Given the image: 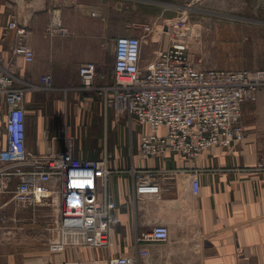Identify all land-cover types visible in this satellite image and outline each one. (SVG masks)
<instances>
[{"label":"crops","instance_id":"1","mask_svg":"<svg viewBox=\"0 0 264 264\" xmlns=\"http://www.w3.org/2000/svg\"><path fill=\"white\" fill-rule=\"evenodd\" d=\"M208 8L201 4L194 17H231L209 13ZM54 11L61 14L68 30L65 36L49 31ZM13 15L29 31L27 44L35 53L31 64L13 53L15 32L5 30ZM105 17H122L121 8L111 10L105 0H0V64L15 76L16 87L26 91L27 151L35 155L61 152L71 140L76 157L96 158L105 150L113 154L117 172L110 180L114 246L103 255L129 256L146 249L150 257L142 264H264V88L256 102L242 107L245 138L240 143L213 147L196 159L170 155L145 160L139 156L137 136L134 150L125 148L123 154L116 134L121 121L113 110L105 109L99 94L81 88L79 77V68L92 62L106 76L100 84H112L114 49L110 53L104 47L108 35ZM159 49L157 41L143 44L142 66L151 63ZM45 75L53 78L51 88L41 84ZM7 112L0 94V153L7 148ZM99 128L104 145L99 140L92 151L91 131ZM133 167L152 171L161 187L158 196L136 197L133 178L126 172ZM195 176L199 179L197 194L192 188ZM157 225L169 229L168 241L138 245V238ZM4 240H0L6 242L0 245V264L97 257L91 252L86 256L75 251L51 254L40 243L19 252L11 240Z\"/></svg>","mask_w":264,"mask_h":264},{"label":"built area","instance_id":"2","mask_svg":"<svg viewBox=\"0 0 264 264\" xmlns=\"http://www.w3.org/2000/svg\"><path fill=\"white\" fill-rule=\"evenodd\" d=\"M14 31L17 44L14 55L27 64L35 53L27 44L29 31L13 15L5 26ZM151 34L155 29L144 26ZM49 31L65 36L59 11H54ZM166 45L147 66L141 64L145 36L123 35L115 40L112 84L103 85L105 74L89 62L79 68L81 88L101 96L105 109L113 110L118 121L123 115L139 126V156L181 155L196 159L213 147H230L245 138L242 107L257 101L264 88V70H220L203 68L201 59L191 51L198 37L184 18L171 20L162 27ZM144 34V33H143ZM41 84L51 88L53 78L45 75ZM25 89L16 87L15 76L0 64V94L8 112L4 123L7 148L0 153V195L12 193L17 207L52 204L57 207L52 226L48 228L51 254L69 251L110 253L114 242L111 233L110 180L117 173L113 154L105 150L99 158L76 157L71 140L63 151L35 155L26 149ZM133 178L136 197L158 196L160 185L146 169H128ZM17 185L11 189L13 183ZM194 193L199 192V179L193 178ZM53 196V197H52ZM56 197V198H55ZM0 220L4 214L0 208ZM0 223V240L9 239ZM170 236L164 225L155 226L138 238L140 243H164ZM149 251L138 249L133 255H106L60 261H37L33 264H142Z\"/></svg>","mask_w":264,"mask_h":264},{"label":"rangeland","instance_id":"3","mask_svg":"<svg viewBox=\"0 0 264 264\" xmlns=\"http://www.w3.org/2000/svg\"><path fill=\"white\" fill-rule=\"evenodd\" d=\"M105 3L111 10L120 7L122 11V17H105L108 35L103 43L110 53L114 49L116 38L127 34L144 35L145 43L150 40L157 41L158 47H164L166 40L162 27L168 25L171 20L184 18L195 35H198L193 39L191 51L195 57L201 59L203 68L264 70V0H105ZM201 4L203 8L205 5L209 6V13H226L231 17H194ZM144 26L155 30L149 34L143 30ZM124 117L126 116L123 115L120 119L119 133L116 132L118 148H121L123 154L126 152L125 148L127 151L130 147L134 150L139 132V127ZM92 126L94 127L91 124ZM100 129L93 133L91 131L92 151V148L98 147L100 141L101 146L104 145ZM111 145L110 139L109 149ZM16 185L17 181L11 189ZM9 199V204L2 209L4 222L0 220V223L9 228L7 232L11 233L9 239L4 241L11 240V244L16 245L19 252L39 243L48 247L51 233L47 228L52 226V218L47 217H55L58 213L57 208L55 210L51 207L52 199L44 205L46 207H17L12 200V193L2 194L0 207ZM43 215L47 216L44 218ZM2 242L0 241V245L6 243ZM91 253H96V258L104 256L102 251L98 250ZM86 254L88 253H79L80 256Z\"/></svg>","mask_w":264,"mask_h":264},{"label":"trees","instance_id":"4","mask_svg":"<svg viewBox=\"0 0 264 264\" xmlns=\"http://www.w3.org/2000/svg\"><path fill=\"white\" fill-rule=\"evenodd\" d=\"M127 35H129V34H127ZM134 124H135V126L138 128L139 126L137 125V123L136 122H134ZM140 129V128H139ZM96 158H99V156L98 157H96Z\"/></svg>","mask_w":264,"mask_h":264}]
</instances>
